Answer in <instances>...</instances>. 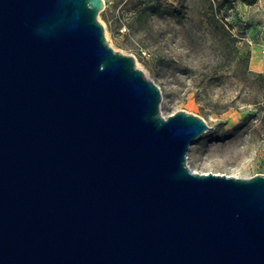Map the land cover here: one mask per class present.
Instances as JSON below:
<instances>
[{"label": "water", "instance_id": "water-1", "mask_svg": "<svg viewBox=\"0 0 264 264\" xmlns=\"http://www.w3.org/2000/svg\"><path fill=\"white\" fill-rule=\"evenodd\" d=\"M105 0H0V264H264V174L190 168Z\"/></svg>", "mask_w": 264, "mask_h": 264}, {"label": "rangeland", "instance_id": "rangeland-1", "mask_svg": "<svg viewBox=\"0 0 264 264\" xmlns=\"http://www.w3.org/2000/svg\"><path fill=\"white\" fill-rule=\"evenodd\" d=\"M105 1L106 40L159 86L161 113L210 126L190 145V168L264 174V0Z\"/></svg>", "mask_w": 264, "mask_h": 264}, {"label": "trees", "instance_id": "trees-1", "mask_svg": "<svg viewBox=\"0 0 264 264\" xmlns=\"http://www.w3.org/2000/svg\"><path fill=\"white\" fill-rule=\"evenodd\" d=\"M248 1L252 3V2H256L257 0H248Z\"/></svg>", "mask_w": 264, "mask_h": 264}]
</instances>
